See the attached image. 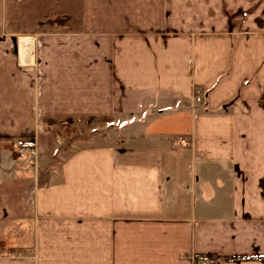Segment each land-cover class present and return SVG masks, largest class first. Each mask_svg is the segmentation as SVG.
<instances>
[{
    "label": "crops",
    "instance_id": "obj_1",
    "mask_svg": "<svg viewBox=\"0 0 264 264\" xmlns=\"http://www.w3.org/2000/svg\"><path fill=\"white\" fill-rule=\"evenodd\" d=\"M207 256L264 264V0H0V264Z\"/></svg>",
    "mask_w": 264,
    "mask_h": 264
},
{
    "label": "built area",
    "instance_id": "obj_2",
    "mask_svg": "<svg viewBox=\"0 0 264 264\" xmlns=\"http://www.w3.org/2000/svg\"><path fill=\"white\" fill-rule=\"evenodd\" d=\"M195 100H199V96L194 97ZM18 155L20 157H25L26 155H31L36 157V149L34 147H29V148H23L19 147L17 148ZM216 258L214 256H207L202 259H200L196 264H215Z\"/></svg>",
    "mask_w": 264,
    "mask_h": 264
},
{
    "label": "rangeland",
    "instance_id": "obj_3",
    "mask_svg": "<svg viewBox=\"0 0 264 264\" xmlns=\"http://www.w3.org/2000/svg\"><path fill=\"white\" fill-rule=\"evenodd\" d=\"M59 126H60L59 124H53L51 127H52V129H53L54 131H57V132H59V131L65 132V130H64L63 128L61 129V126H60V128H59ZM116 134H117V133H116ZM14 153L18 155L17 149H15ZM18 156H19V155H18ZM19 157H20V156H19ZM25 157L35 158L34 156H31V155H26ZM22 158H24V157H22Z\"/></svg>",
    "mask_w": 264,
    "mask_h": 264
},
{
    "label": "trees",
    "instance_id": "obj_4",
    "mask_svg": "<svg viewBox=\"0 0 264 264\" xmlns=\"http://www.w3.org/2000/svg\"><path fill=\"white\" fill-rule=\"evenodd\" d=\"M199 94L201 95L200 90H199L197 87H195V88H194V93H193L194 97H195L196 95H197V96H200ZM24 145H26V144H24ZM24 145H23V146H24ZM29 145L32 146L31 144H27V146H29Z\"/></svg>",
    "mask_w": 264,
    "mask_h": 264
}]
</instances>
